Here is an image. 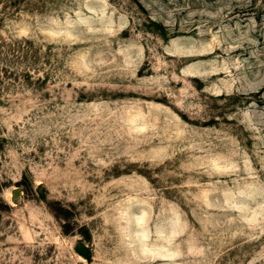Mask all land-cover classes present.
Instances as JSON below:
<instances>
[{
    "label": "rangeland",
    "instance_id": "1",
    "mask_svg": "<svg viewBox=\"0 0 264 264\" xmlns=\"http://www.w3.org/2000/svg\"><path fill=\"white\" fill-rule=\"evenodd\" d=\"M0 264H264V0H0Z\"/></svg>",
    "mask_w": 264,
    "mask_h": 264
},
{
    "label": "water",
    "instance_id": "2",
    "mask_svg": "<svg viewBox=\"0 0 264 264\" xmlns=\"http://www.w3.org/2000/svg\"><path fill=\"white\" fill-rule=\"evenodd\" d=\"M76 250H77V252H79L81 254H85L86 253V250L82 246L77 247Z\"/></svg>",
    "mask_w": 264,
    "mask_h": 264
}]
</instances>
